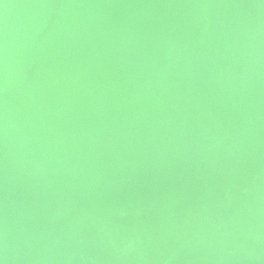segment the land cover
<instances>
[{"label":"bare ground","instance_id":"1","mask_svg":"<svg viewBox=\"0 0 264 264\" xmlns=\"http://www.w3.org/2000/svg\"><path fill=\"white\" fill-rule=\"evenodd\" d=\"M70 2L49 0L44 5L40 0H0V169L17 182L22 180L21 187L17 184L13 188L18 203H23L21 209L26 212L28 202L34 205L24 224L15 226L0 219V264H264V181L260 182L261 187L256 184L258 179L264 180V175L260 177L258 164H251L259 152L264 153V146L250 132L264 135V130L260 131L264 122L248 125L249 111L256 106L264 108V0L158 1L163 7L173 4L168 6L172 12L166 14L164 22L174 20L169 24L175 32L187 30L186 35L178 38L191 55L184 60L188 76L185 81L190 86L192 77L200 76L199 90L183 87L174 76L149 73L146 65L139 73L135 68L143 61L133 57L125 64L118 62L105 68L90 67L94 62L83 60L79 71L76 63L67 65L69 58L65 57L64 69L50 66L40 45H35L33 55L29 56L31 37L43 30L45 19L51 21L42 18L40 26L41 22L35 24L30 16H41L45 10L54 9L61 13L60 6ZM178 5L183 6L174 12ZM97 15L96 23H104L106 13ZM134 20L135 16L128 27L114 35L128 39L126 30L133 28L130 23ZM97 27L104 29L105 36L115 31L107 28V24ZM42 30L40 36L44 34ZM151 38L162 44L165 36ZM127 52L130 57L134 51ZM172 56L173 59L162 58L159 52L155 58L158 64H153L154 58L147 62L150 67L164 69L167 63L178 68L175 61L181 60L180 51ZM84 70L95 74L90 80L79 81ZM70 79L72 83L67 86ZM218 97L228 102L227 107L236 102V108L222 110ZM188 99L206 103L202 122L211 125L214 138H225L224 144L222 140L218 143L224 149L234 145L235 168L248 162L256 183L246 194L227 191L223 206L214 211L203 208L195 211L193 204L186 208L191 214L187 220L200 224L191 230L171 234L169 229L171 233L160 237L162 228L179 223L181 218L156 222L154 231H158L156 236L161 239L154 240L146 222H131L122 214L120 217L115 206L127 203L130 193H122L120 186L130 176L142 183L144 163L148 165L154 156L142 153V146L156 152L163 144L174 149L182 160L190 151L196 150L198 154L195 142L198 131L193 132L194 127L188 126L180 133V123L176 127L171 123L172 132H179L177 139L168 137L163 129V124L169 121L167 104L176 102L178 108L182 106L179 100ZM154 109L155 121L161 127L156 132L160 138L145 141L144 137L153 133L149 114ZM240 142H244L242 146ZM251 145L258 152L250 150ZM216 156L213 153L212 157ZM115 160L120 163L115 165ZM163 163L159 158V169ZM174 163L175 167L179 165ZM10 179L4 177L0 184ZM236 180L232 177V182ZM50 187L53 189L49 192ZM0 192L2 199H6L13 191L0 186ZM160 210L162 215H170L173 208ZM180 210L182 213L185 209ZM8 212L11 214V209ZM206 223L219 227L209 229ZM219 230L222 233L216 234ZM7 237L13 238L16 247ZM77 237L94 250L76 244ZM65 239H69L70 248L63 245ZM113 239L117 245L111 244ZM53 243L57 246L53 247Z\"/></svg>","mask_w":264,"mask_h":264},{"label":"water","instance_id":"2","mask_svg":"<svg viewBox=\"0 0 264 264\" xmlns=\"http://www.w3.org/2000/svg\"><path fill=\"white\" fill-rule=\"evenodd\" d=\"M40 1H42V3L46 5L47 1L49 0ZM97 1L71 0L70 5L66 4L67 6H60L59 9L61 10V13H58L54 9L52 12L45 10L43 14L41 13V16L39 14H33L32 16H30L29 19L34 21L35 24L41 22L40 26L42 24V18H51V21L49 19H45L43 30L41 28L42 33H44L42 34V36H40V30V32L34 34L31 37L32 41L30 40L31 48L29 50V56L33 55L35 51L34 46L40 45L45 59H49L50 66L52 65L53 67L64 69L62 64L64 63L65 58H69L67 60V65L76 63L75 67H78L79 71L81 69L80 64L83 60L94 62L90 65V67L105 68L109 65H116L118 62L121 65L123 63L125 64L126 62H128V59L130 60V58L133 57L143 61L140 67L135 68L139 73H142L143 67L146 65L150 69L149 73L151 72L154 75L163 74L164 76H170L171 78L172 76H174L179 83L181 82V85L183 87L187 85L188 87L191 86L190 88H192V90H199V87L202 86L201 80L199 78L200 76H193V74L192 80H190V86L188 81H185L186 79H188V76L186 77L185 74V71L187 69L184 66V60H186L185 58L188 59L191 55H189L185 43H181L178 38L186 35L187 30L182 29L175 32L176 30L173 28L174 26L172 24H169L174 21L173 19V21L170 20L169 22H164L166 14L168 15V12H172L169 11L168 8V6L170 7L173 5L171 2L167 7H163V4H160V2H158L160 0H155V4H151V2L149 4H146L144 2H141L140 0ZM145 6H147V8L141 10ZM182 6L179 7L178 5L176 7L177 10L174 12H179ZM101 12L106 13V20L104 23H100V25L107 24V28L112 27L113 29H115V31H113L114 33H111V35L109 36L103 35L104 29L97 27L100 26L96 23V19L97 17H99L97 14ZM134 16L136 17V20L130 23L133 28H127L126 30L127 34H129L128 39H120L119 37L114 35L117 34L118 31H123L126 27H128L127 24ZM71 20H75L76 23L74 24ZM159 26L165 28L158 29ZM167 26L169 28H167ZM150 34L153 35L150 36ZM153 36H155L156 38L158 36H165V38L162 40L161 44L157 40L151 38ZM171 36V40H166ZM88 38H93L94 42L88 41ZM30 42L25 45V48L29 46ZM194 42L195 41H192L191 44H194ZM119 45L122 47V49ZM128 49L134 51L130 57H128ZM177 49L180 51L181 55V60L175 61L177 62L176 67L178 68H174V66L172 65L168 66L167 63L165 66L166 68L164 69L158 66H149L147 59L151 58L152 60L153 58H157V56H159V52L162 58L173 59L172 55L178 54ZM155 60L156 61L153 63L154 65L158 64V60ZM193 60L195 62L196 59ZM162 61L166 62L165 59H162ZM129 67H131L132 69L133 64H131V66ZM93 74H95V72H88L87 70H84L83 73H80L79 81L90 80ZM72 80L73 79H70V83L69 80L66 81L67 86L72 83ZM234 99L235 98H233V100ZM168 100L171 101V99ZM217 101L219 103V108H221L222 110L223 108L225 110H234L236 108V102L231 101L232 103H230L227 107L228 102L219 100V97ZM170 103L171 104H167V119L169 121H166L167 124H163V129H165L164 133H168V137L177 139L179 138V132H172L173 126H170L171 123H174L175 127L176 123H180V133L183 132L188 126L189 128L194 127L193 132L195 130L198 131V138L195 141L196 147L199 149L198 154H196V150L192 153L190 151V153L186 155L187 158H185V160H182V158H180L179 155L175 153L174 149L166 148L163 144H161L159 150L156 149V152H153L152 150L149 151L148 146H142L141 151H144L142 153L149 155V157L152 156V154L154 155L151 157V161L148 162V165L144 163V174H141L140 179L142 183H138L132 180H138V178H132V176H130L131 179L125 185L120 186V190L122 191V193H130V195H128L127 203L124 205L118 204L115 206L117 212H120L117 213L120 217L122 214V217H126V220H129L131 222L132 220L140 223L141 220L142 222H146L147 226L150 227V231L153 232L151 233V236H153L152 238L154 240H160V237H164L166 233H171L169 229H172L171 234H174L175 232H178L182 229L191 230L196 226H200V224L191 223L187 220L188 218H190L191 214L190 211H188V209L186 208H190L191 206L195 205L193 207L195 208V211L197 210V208H203L207 211H214L217 208L219 209L220 205L221 207L223 206L225 196H228L227 191H230L232 193L236 192L239 195L246 194L248 189H250V187L254 185V183H256L254 181L255 175L253 169H251L252 166L248 162H242L240 163V167L235 168L236 165H234L232 157L233 153L235 152L234 145L230 144L228 149H224L223 146L219 145L218 143L222 140V144H224L226 142L225 138H223L222 136H217L214 138L213 136L216 134L215 132H213L212 134L210 133V129H213L211 125H205V123L202 122L201 114L202 110L205 109L204 104L206 103L201 102L200 99H188L184 101L179 100V105L182 106L178 108V105L175 104L176 102ZM156 113L157 110L154 109L151 110L149 114L150 132L153 133L148 137H144V139L142 138V136L144 135H142L141 138L145 141H156L160 138V133H156L161 129V127H158L157 121H155ZM171 119H173V121H170ZM186 119H188L189 121H187ZM248 119L250 120V123H248L250 127L253 124H262L257 122L262 120L264 122V108L261 110L259 106L254 107L253 110L249 111ZM180 120L183 121L179 122ZM190 120L191 123H188L190 122ZM243 124L242 125L245 126V123ZM263 130L264 125L262 124V128L260 131ZM139 132L140 134H142V129ZM200 132L202 133V136L199 135ZM241 132H238L237 134ZM250 132L252 135L256 134V139L264 146V135H261L259 132ZM236 136L233 138L234 142L236 141ZM69 137H71V135H69ZM195 138L196 136L193 139ZM118 143L120 142H116L115 144ZM137 143L138 141L135 144ZM243 143L244 142H240L239 144L242 146ZM241 146L240 148H242ZM193 147L194 146L191 145V148ZM249 149L258 152L255 149L254 145H251ZM229 150L231 152H229ZM213 153H216L217 155L215 158L212 157ZM200 155L202 156L199 157ZM159 158L164 161L161 169L158 168ZM210 158L213 159L210 160ZM208 160H210V162L208 164H205V162H207ZM246 160L248 161L247 156ZM174 162L179 163V165L175 167ZM118 163H120L119 160L114 161L115 165ZM251 164H258L260 177H263L264 153L262 154L261 152H259L258 157L251 161ZM147 167L148 169H145ZM107 172H104L103 174H106ZM3 176L11 179L6 180L2 184H0V186L12 190L13 192L6 199H2L3 195L2 192H0V219H2L3 222H6L8 220L9 224L14 223L15 226L17 224H24L31 217L30 211L31 209H33L34 205L30 202L27 203V198H25L24 201L28 204V208L26 212L21 209L23 203H18V199H16L17 197L13 188L17 187V184L19 185V187H21L22 180L19 179L17 182L16 180H14L13 176L11 177L10 175H8V173L0 169L1 181L4 179ZM232 177L237 178L236 182H238V185L236 184V182H232ZM215 178L216 183L214 181ZM262 181L264 180L258 179V182L256 184L260 185L261 187L262 184L260 182ZM227 182H230V184H226ZM52 189L53 188L50 187L49 192ZM181 207L185 209L182 213L180 212ZM160 208H164L167 210L173 208V210L169 212L170 215H162L163 213ZM10 209L11 214L8 212ZM252 209L253 208L249 210ZM253 210L255 211V209ZM12 211H14V213H12ZM141 214L142 218L140 217ZM175 216L181 218L179 220L180 222L169 225L167 229L162 228V235L160 237L156 236V234H158V231H154L156 228V225L154 226V224L161 220L167 221L169 218L171 219ZM206 226L209 229H212V226L219 227V225H211V223H206ZM1 228L0 230L2 231ZM221 233L222 231L220 230L216 232V234ZM70 236L72 238L74 234H71ZM7 238L15 246V243H13V238ZM82 240L80 241L77 237L75 238V243L80 245L83 244L84 247H86L89 251L94 250V247L89 246ZM68 241L69 239H65L63 245L69 247L70 243ZM21 242L19 243L20 245ZM114 243L116 245L118 244V242L113 239L111 241V244ZM53 244V247L57 246L56 243ZM16 245H18V243H16ZM43 263L44 262H41V264Z\"/></svg>","mask_w":264,"mask_h":264}]
</instances>
